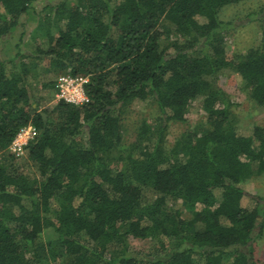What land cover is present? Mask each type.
I'll return each instance as SVG.
<instances>
[{"label":"trees","instance_id":"obj_1","mask_svg":"<svg viewBox=\"0 0 264 264\" xmlns=\"http://www.w3.org/2000/svg\"><path fill=\"white\" fill-rule=\"evenodd\" d=\"M39 1L0 0V39ZM244 1L65 0L43 11L36 49L0 64V264H259L264 199L244 185L264 175V126L240 132L219 83L238 76L264 108V47L226 52L220 13ZM39 66L47 80L88 78L89 103L42 110L30 83ZM148 101L159 116L125 156L122 107ZM193 104L203 120L168 151L170 124L186 123ZM29 125L35 139L16 158L9 148ZM131 239H153L164 255L141 257Z\"/></svg>","mask_w":264,"mask_h":264},{"label":"rangeland","instance_id":"obj_2","mask_svg":"<svg viewBox=\"0 0 264 264\" xmlns=\"http://www.w3.org/2000/svg\"><path fill=\"white\" fill-rule=\"evenodd\" d=\"M65 0H40L34 5L33 11L23 16L21 24L14 34L0 39V64H9V61L17 59L21 52L24 55L32 53L35 43L32 40V33L38 27L41 20V14L48 7H55ZM70 5L74 0H67ZM0 12H3L0 8ZM220 19L224 23L223 35L225 38L226 52L232 59L245 55L249 50L264 47V0H246L236 5L225 7L220 13ZM20 60V59H19ZM19 62V61H18ZM43 66L37 69V76L32 77V84L37 86V100L41 109L52 108L59 101L56 98V77H51L55 85L52 88L43 89L41 83H47L50 80L44 78L42 72ZM220 86L227 92L237 106L234 109V120L237 129L244 135H250L255 126H264V108L248 100L241 91L240 78L232 73H226L220 78ZM123 113V146L120 153L125 156L131 153L137 142L138 129L143 121L155 124L159 116L157 107L150 101L136 102L129 106L122 107ZM204 112L198 104H193L188 110L186 123H171L166 141V148L171 151L177 140L188 132H195L197 126L204 118ZM12 155L11 151H8ZM137 154V153H136ZM17 162L21 163L20 160ZM244 188L246 192L254 198L264 199V175L252 177ZM246 206H254L255 202L249 199L244 200ZM184 211V212H183ZM182 213L185 218L191 217L190 212L183 208ZM56 235L48 229L43 234L44 242L55 241ZM162 240L168 249L175 248L176 242L170 238L162 237ZM129 243L134 251L140 252V256H152V254L162 253L164 251L155 240H137L131 239ZM254 255L259 264H264V231H256L254 241L252 242ZM151 255H150V254ZM149 254V255H148ZM50 264V263H49ZM52 264V263H51Z\"/></svg>","mask_w":264,"mask_h":264},{"label":"built area","instance_id":"obj_3","mask_svg":"<svg viewBox=\"0 0 264 264\" xmlns=\"http://www.w3.org/2000/svg\"><path fill=\"white\" fill-rule=\"evenodd\" d=\"M88 83L89 79L84 77H73L70 74L59 76L56 80L57 100L75 106L88 104L89 98L85 91ZM36 132V128L33 125L21 129L9 148L12 155L16 158H21L26 147L34 141Z\"/></svg>","mask_w":264,"mask_h":264}]
</instances>
